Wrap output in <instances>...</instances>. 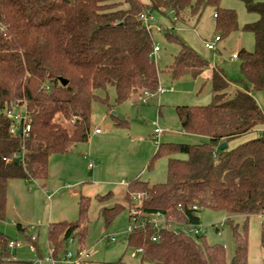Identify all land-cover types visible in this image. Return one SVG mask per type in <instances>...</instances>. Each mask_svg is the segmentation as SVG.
<instances>
[{
	"label": "trees",
	"instance_id": "trees-1",
	"mask_svg": "<svg viewBox=\"0 0 264 264\" xmlns=\"http://www.w3.org/2000/svg\"><path fill=\"white\" fill-rule=\"evenodd\" d=\"M220 1L0 0V219L6 215L11 180L45 181L52 154L67 153L77 143L89 141L93 104L107 103L98 90L113 86L116 104L147 91L157 92L160 71L152 53L155 39L141 19L143 12H170L175 23H188L199 21L212 7L222 40L239 26L236 12L223 8ZM243 1L249 11L259 14L244 27L254 34V51L243 47L237 53L244 87H235L215 65L210 75L212 102L177 106L182 131L206 140L160 141L150 163L165 156L167 180L151 183L137 178L129 185L126 199L130 210L134 205L131 195L143 192L145 197L139 204L142 216L159 211L171 225L161 228L158 240H153L157 230L150 225L130 233L128 246L143 249L142 261L249 264L250 219L264 212V131L234 147L229 143L264 123V108L253 94L254 90H264V2ZM175 23L166 36L177 42L180 50L167 71L173 80L186 75L198 78L209 63L175 35ZM15 103L27 106L31 116L28 134L10 131L5 111ZM223 143L227 146L221 148ZM89 208L90 198H82L76 221L48 226V241L56 260L66 253L68 240L78 238L80 250L84 248ZM121 208L117 203L101 212L110 222ZM201 208L227 214L236 242L230 262L223 244L210 245L205 236H194L184 229L189 223L202 222ZM237 215L245 217L242 231L234 224ZM10 240L0 230V264H32L14 258L8 249ZM260 243L264 249V220ZM109 264L127 263L121 258Z\"/></svg>",
	"mask_w": 264,
	"mask_h": 264
},
{
	"label": "rangeland",
	"instance_id": "rangeland-1",
	"mask_svg": "<svg viewBox=\"0 0 264 264\" xmlns=\"http://www.w3.org/2000/svg\"><path fill=\"white\" fill-rule=\"evenodd\" d=\"M220 5L236 12L239 29L223 36L222 40L217 42L216 50L205 46L206 40L212 41L221 35L216 28L214 8H207L199 21L190 20L188 23H175L170 12L167 15L154 12L158 23L165 28H173L175 23V35L208 61V67L200 77L186 75L179 80L171 78L167 69L178 55L180 45L167 39V29L162 32L154 30L155 42L161 48L154 54V60L160 71V87L167 91H157L147 96L135 95L121 104H116V90L113 86H109L106 91L98 90V95L106 98L107 103L96 101L93 104L92 133L89 141L77 143L74 149L67 153L52 154L48 161L47 180L17 178L9 182L7 211L5 218L0 219V230L20 244L12 251L17 260L39 264V259L49 257L51 248L48 226L50 223L76 221L79 218V202L88 197L89 221L83 250L89 251L91 256L82 264H109L121 258L127 264H157L142 261L140 254L134 255V249L128 246L131 217L126 194L129 185L137 178L151 183L167 180L168 159L161 156L157 157L153 164L150 163L158 149V143L154 139L156 127L163 131L159 141L199 143L206 140L207 137L200 139L182 131L177 106H203L212 102L210 75L216 64L223 69L235 87H244L240 59L233 55L243 47L254 51V34L244 27L247 23L256 21L259 14L249 11L243 0H221ZM253 94L258 104L264 108V90H254ZM96 128L101 129L103 133L96 135ZM262 131L264 123L253 132L232 140L229 147H234ZM91 161L96 166L90 175ZM108 194L110 196L105 197ZM117 203L121 204L122 208L107 222L101 212L102 208H111ZM199 215L202 224L206 226L201 235L206 237L210 245L223 244L227 261L230 262L235 254L236 242L227 214L201 208ZM244 219L242 215L234 216V224H239V231H242ZM222 221L224 224L221 226ZM18 224L27 228V231H20ZM216 225L220 227V234ZM32 227L34 230L30 231ZM249 232V264H264V249L260 243V217H251ZM28 235L38 237V251L31 249ZM109 236H114L115 240H111ZM79 244L78 238L66 241V253L76 254L80 250Z\"/></svg>",
	"mask_w": 264,
	"mask_h": 264
},
{
	"label": "built area",
	"instance_id": "built-area-1",
	"mask_svg": "<svg viewBox=\"0 0 264 264\" xmlns=\"http://www.w3.org/2000/svg\"><path fill=\"white\" fill-rule=\"evenodd\" d=\"M141 19L145 25V27L150 31L153 32L154 30L157 32H162L163 29H167L168 31L171 29L170 27L165 28L164 26L160 25L158 23V21L156 20V17L154 15V13L150 12V11H145L141 14ZM221 41L220 36H216L212 41H205V46L208 49L211 50H216V44L217 42ZM160 46L158 43L155 42L154 44V49H153V55L155 53H157L160 50ZM234 57H237V54L233 55ZM160 93H163L165 91H167V89L165 88H161L159 86V89L157 90ZM153 93L150 92H145L143 95H150ZM144 102H146V100H144ZM5 115L7 116V118L11 121L10 124V131L12 133H18L20 127L22 126V133L23 134H28L29 131L31 130V116L28 112L27 106L25 103H15L13 104L10 108H8L5 111ZM162 129H160L159 127L155 128V132H154V139L157 143H159V138L162 134ZM95 133L99 134L102 133V130L99 128L95 129ZM20 157V156H19ZM96 165L93 161H91L89 163V167L90 168H94ZM145 197V194L143 192H139V193H133L131 195V199L133 202V206L130 210L131 213V223L129 226V232H133L134 230L138 229V228H145L146 226H152L154 229L157 230V234L153 236V240H158L159 235L158 233L161 231L162 227H171V225L167 222L166 217L164 216V214L162 212H156L154 214H150L148 216H142L143 212L141 207H139V204L141 202V200ZM194 209H198L197 205L193 206ZM260 218L261 220H264V212H262L260 214ZM224 224V222L222 221L220 223V225L222 226ZM217 231L220 234V227L216 225ZM184 229L189 233L192 234L194 236H199L201 235L202 232L205 231L206 226L202 224V222H198V223H189L187 225L184 226ZM30 231L34 230V227H32L31 229H29ZM110 237V236H109ZM111 240H115V237L112 236L110 237ZM38 240V237L35 235H30V245H31V249L33 251L36 250V246L34 244L35 241ZM20 244L17 241L14 240H10L8 243V249H10L11 251H14L17 247H19ZM51 248V255L49 257H47L46 259H39L38 262L39 264H44L45 262H50L52 264H57L58 262H63L66 264H82L84 261H87L90 256L91 253L89 251H85L83 249L79 250L76 254H73L71 252H68L64 255V257H62L60 260H56L53 257V247L50 246ZM143 252V249L140 248H136L134 249V255L135 254H141Z\"/></svg>",
	"mask_w": 264,
	"mask_h": 264
},
{
	"label": "water",
	"instance_id": "water-1",
	"mask_svg": "<svg viewBox=\"0 0 264 264\" xmlns=\"http://www.w3.org/2000/svg\"><path fill=\"white\" fill-rule=\"evenodd\" d=\"M62 82H63L64 84L67 83L66 80H62ZM121 118L124 119L123 116H121ZM19 132L22 133V126L20 127ZM226 146H227V144H226V143H223L222 146H221V148H224V147H226ZM91 174H92V172H90V175H91Z\"/></svg>",
	"mask_w": 264,
	"mask_h": 264
},
{
	"label": "crops",
	"instance_id": "crops-1",
	"mask_svg": "<svg viewBox=\"0 0 264 264\" xmlns=\"http://www.w3.org/2000/svg\"><path fill=\"white\" fill-rule=\"evenodd\" d=\"M217 65V64H216ZM137 95H139V96H142V95H140V94H137ZM154 132H155V129H154ZM94 133H95V130H94ZM103 133V132H102ZM102 133H99V134H96V135H100V134H102ZM161 136H163V132H162V134H161ZM90 172H93V169L91 168V170H90ZM124 184V183H123ZM36 251H38V247H36V250H35V252ZM15 259H16V257H14Z\"/></svg>",
	"mask_w": 264,
	"mask_h": 264
}]
</instances>
